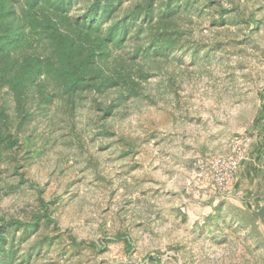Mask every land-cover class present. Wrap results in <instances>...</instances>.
I'll list each match as a JSON object with an SVG mask.
<instances>
[{
  "label": "rangeland",
  "instance_id": "374dc122",
  "mask_svg": "<svg viewBox=\"0 0 264 264\" xmlns=\"http://www.w3.org/2000/svg\"><path fill=\"white\" fill-rule=\"evenodd\" d=\"M201 31L226 41V48L212 63L190 67L177 95L131 101L111 117L114 140L89 132L77 143L75 134L96 123L89 106L73 131L65 116L52 129L39 126L45 148L25 172L46 200L64 203L56 218L68 252L54 245L30 264H151L142 262L148 255H158L160 264H264V230H235L228 218L233 206L256 205L264 225V152L257 157L261 126L255 122L264 115V25L256 33L235 23L205 24ZM158 79L151 78V88ZM120 136L134 148L123 151ZM244 136L252 146L227 192L187 189L201 161L232 154ZM9 182L15 179L3 183ZM37 205L30 188L0 187V215L24 218ZM69 235L87 241L120 235L131 245L123 239L101 252L73 254Z\"/></svg>",
  "mask_w": 264,
  "mask_h": 264
},
{
  "label": "trees",
  "instance_id": "16d2710c",
  "mask_svg": "<svg viewBox=\"0 0 264 264\" xmlns=\"http://www.w3.org/2000/svg\"><path fill=\"white\" fill-rule=\"evenodd\" d=\"M262 12L264 0H0V187L30 188L38 198L24 218L0 215V264H30L54 245L66 252L56 218L64 203L59 197L46 200L44 188L25 172L45 148L39 126L52 129L56 117L65 116L73 131L81 109L89 106L97 124L75 134L77 143L89 132L114 140L111 117L125 113L131 101L177 95L190 67L212 63L226 48V41L203 35L205 24H245L256 33L264 25ZM153 76L159 78L154 89ZM255 122L261 126L260 158L264 115ZM117 139L123 151L135 146ZM6 178L15 182L4 184ZM68 239L73 254L101 252L123 239L131 245L120 235ZM142 262L161 260L148 255Z\"/></svg>",
  "mask_w": 264,
  "mask_h": 264
},
{
  "label": "built area",
  "instance_id": "2783aa9c",
  "mask_svg": "<svg viewBox=\"0 0 264 264\" xmlns=\"http://www.w3.org/2000/svg\"><path fill=\"white\" fill-rule=\"evenodd\" d=\"M251 143V137L244 136L236 142L232 154L201 161L200 170L194 173V181L187 189L196 195L208 191L227 192L235 182L240 164L246 159Z\"/></svg>",
  "mask_w": 264,
  "mask_h": 264
},
{
  "label": "crops",
  "instance_id": "0c3cea01",
  "mask_svg": "<svg viewBox=\"0 0 264 264\" xmlns=\"http://www.w3.org/2000/svg\"><path fill=\"white\" fill-rule=\"evenodd\" d=\"M233 207V211L230 212L228 218L235 230H264L259 209L256 205H252L251 208L242 204Z\"/></svg>",
  "mask_w": 264,
  "mask_h": 264
}]
</instances>
